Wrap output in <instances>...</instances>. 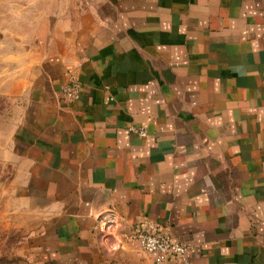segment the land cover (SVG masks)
<instances>
[{"label": "crops", "instance_id": "1", "mask_svg": "<svg viewBox=\"0 0 264 264\" xmlns=\"http://www.w3.org/2000/svg\"><path fill=\"white\" fill-rule=\"evenodd\" d=\"M19 71L4 160L71 262L153 264L107 251L113 209L195 248L188 264H264V0H85Z\"/></svg>", "mask_w": 264, "mask_h": 264}, {"label": "rangeland", "instance_id": "2", "mask_svg": "<svg viewBox=\"0 0 264 264\" xmlns=\"http://www.w3.org/2000/svg\"><path fill=\"white\" fill-rule=\"evenodd\" d=\"M85 0H0V90L12 77L38 62L66 20ZM9 87V86H8ZM16 102L0 94V264H76L71 254L44 238L41 214H27L26 190L13 183L14 168L4 160L10 148ZM13 108V110H12ZM41 209V208H40ZM47 233L46 236H49ZM104 241V240H103ZM104 246L107 251L118 250Z\"/></svg>", "mask_w": 264, "mask_h": 264}, {"label": "built area", "instance_id": "3", "mask_svg": "<svg viewBox=\"0 0 264 264\" xmlns=\"http://www.w3.org/2000/svg\"><path fill=\"white\" fill-rule=\"evenodd\" d=\"M80 84L73 70L65 73V81L61 86V100L71 103L79 98ZM129 131L145 137L146 132L141 128L130 127ZM95 230L107 242L110 248L117 244V249L133 247L145 254L153 264H173L183 262L188 264L187 257L196 253V249L183 245L168 235L153 233L142 226L127 228L113 209L101 212L96 217ZM114 250V248H113Z\"/></svg>", "mask_w": 264, "mask_h": 264}]
</instances>
